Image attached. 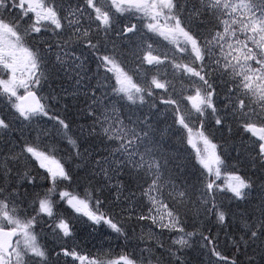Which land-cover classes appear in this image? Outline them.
I'll use <instances>...</instances> for the list:
<instances>
[{
	"label": "snow or ice",
	"instance_id": "1",
	"mask_svg": "<svg viewBox=\"0 0 264 264\" xmlns=\"http://www.w3.org/2000/svg\"><path fill=\"white\" fill-rule=\"evenodd\" d=\"M0 264H264V0H0Z\"/></svg>",
	"mask_w": 264,
	"mask_h": 264
},
{
	"label": "trees",
	"instance_id": "2",
	"mask_svg": "<svg viewBox=\"0 0 264 264\" xmlns=\"http://www.w3.org/2000/svg\"><path fill=\"white\" fill-rule=\"evenodd\" d=\"M68 103L71 104V101H69ZM169 123H170V121H169ZM165 126H166V125H165L164 123L161 124V127H162V128L165 127ZM70 243H71V242H70ZM91 247H92V245H88L87 247H84L83 245H81V248H82V249L84 248V250H85L86 252H89ZM221 251H225V252L228 251L227 247L224 245V242H223V234H222V233H221Z\"/></svg>",
	"mask_w": 264,
	"mask_h": 264
},
{
	"label": "rangeland",
	"instance_id": "3",
	"mask_svg": "<svg viewBox=\"0 0 264 264\" xmlns=\"http://www.w3.org/2000/svg\"><path fill=\"white\" fill-rule=\"evenodd\" d=\"M82 250H83L84 252H86V251L84 250V248H83ZM94 251H95V248L91 247L89 252H94Z\"/></svg>",
	"mask_w": 264,
	"mask_h": 264
}]
</instances>
